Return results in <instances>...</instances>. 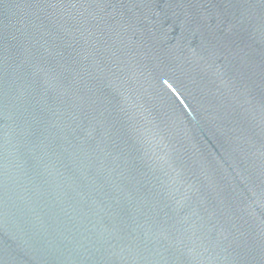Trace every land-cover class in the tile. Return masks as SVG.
I'll return each instance as SVG.
<instances>
[{
  "label": "water",
  "instance_id": "1",
  "mask_svg": "<svg viewBox=\"0 0 264 264\" xmlns=\"http://www.w3.org/2000/svg\"><path fill=\"white\" fill-rule=\"evenodd\" d=\"M0 264H264V0H0Z\"/></svg>",
  "mask_w": 264,
  "mask_h": 264
}]
</instances>
